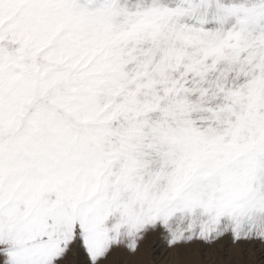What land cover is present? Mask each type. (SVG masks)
<instances>
[{
	"label": "snow or ice",
	"instance_id": "snow-or-ice-1",
	"mask_svg": "<svg viewBox=\"0 0 264 264\" xmlns=\"http://www.w3.org/2000/svg\"><path fill=\"white\" fill-rule=\"evenodd\" d=\"M0 264H264V0H0Z\"/></svg>",
	"mask_w": 264,
	"mask_h": 264
},
{
	"label": "rangeland",
	"instance_id": "rangeland-1",
	"mask_svg": "<svg viewBox=\"0 0 264 264\" xmlns=\"http://www.w3.org/2000/svg\"><path fill=\"white\" fill-rule=\"evenodd\" d=\"M158 259H160V260H163V256H161L160 258H158Z\"/></svg>",
	"mask_w": 264,
	"mask_h": 264
},
{
	"label": "bare ground",
	"instance_id": "bare-ground-1",
	"mask_svg": "<svg viewBox=\"0 0 264 264\" xmlns=\"http://www.w3.org/2000/svg\"><path fill=\"white\" fill-rule=\"evenodd\" d=\"M160 258V257H159Z\"/></svg>",
	"mask_w": 264,
	"mask_h": 264
}]
</instances>
